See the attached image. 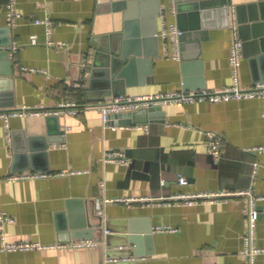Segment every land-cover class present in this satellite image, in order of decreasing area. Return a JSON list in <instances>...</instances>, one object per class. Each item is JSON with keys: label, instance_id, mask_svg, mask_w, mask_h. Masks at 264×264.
<instances>
[{"label": "crops", "instance_id": "0c3cea01", "mask_svg": "<svg viewBox=\"0 0 264 264\" xmlns=\"http://www.w3.org/2000/svg\"><path fill=\"white\" fill-rule=\"evenodd\" d=\"M136 1L144 3L135 16L141 33L159 32V12L152 15L158 6L166 8L167 22L177 25V14L169 12L166 0ZM251 1L229 0L230 25L196 33L204 38L189 41L186 60L165 58L163 41L157 37L158 55L151 56L149 64L137 62L127 70L130 84L123 96L229 86L230 46L234 34L239 37L231 11ZM11 2L20 17L9 26ZM116 2L0 0V42L10 39L7 45L0 43V52L13 42L18 45L15 55L6 51L7 56H0V109L43 110L7 122L0 118V212L13 219L0 223V264H106V253L133 258L108 264H264V152L255 150L264 146L262 101L171 102L161 106L162 123L120 124L112 118L104 124L94 106L114 95L103 97V73L92 65L97 48L92 38L112 30L113 22L122 27L123 11ZM35 19L51 22L49 36L56 45L47 44L46 27ZM33 35L36 44L31 43ZM146 47L155 51L153 43ZM239 82L242 87L264 82V59L242 50ZM62 101L84 107L75 115L60 113ZM10 102L13 106L7 105ZM207 131L222 138L218 161L208 151ZM110 150L122 152L131 163L104 162L103 153ZM20 173L45 176L11 178ZM226 190H250L260 196L254 203L259 217L252 233V257L245 252L246 196L192 203L171 199ZM103 198L118 201L106 203L101 216L97 206ZM163 226L172 231L156 230ZM83 237L104 242L68 245ZM2 240L46 247L6 251Z\"/></svg>", "mask_w": 264, "mask_h": 264}, {"label": "built area", "instance_id": "2783aa9c", "mask_svg": "<svg viewBox=\"0 0 264 264\" xmlns=\"http://www.w3.org/2000/svg\"><path fill=\"white\" fill-rule=\"evenodd\" d=\"M168 4V10L171 14L176 15V2L175 0H166ZM166 8L161 7L159 10V18H160V30L156 33V37H160L163 41V56L167 59L179 62L180 58V40L179 36L181 31L178 29L175 23L167 22L166 20ZM20 17V14L15 12L13 8L12 2L8 5V15L7 22L9 26L14 25V22L17 18ZM35 24H44L46 27V34L48 37L47 44L56 45L50 39V34L52 31V24L48 20L35 19ZM233 43L230 46L229 51V64L232 75V83L229 86H226L219 90H210V89H201L187 92H172L168 94H157V95H139V96H112L106 101L102 103L95 104V108L100 111L101 118L104 124H106L110 120V116L114 114H119L123 112H131L137 110L142 107H149L155 105H165L171 102L175 103H189L195 101H206L210 103L217 102H227L231 100H242V99H252L259 98L264 106V82L255 83L249 87H242L239 82V64L240 59L242 57V42L237 36L234 34ZM31 43L36 44L37 39L33 35L31 36ZM0 50L2 48L0 47ZM6 51L10 53V55H15L18 50V45L13 42L9 46L5 48ZM25 69V68H23ZM33 70V69H32ZM30 70V71H32ZM84 106L80 107L74 102L70 101H62L58 104V112L60 113H68V114H78ZM41 108H19V109H0V118L7 122L9 117L13 116H21L26 114H38L42 112ZM49 114L48 112H45ZM264 115V113H263ZM137 127V126H136ZM139 128V127H138ZM205 136L207 139V148L209 153L213 156L214 160L218 161L220 159V155L222 152V138L212 131L205 132ZM256 151L264 152V146H259L255 148ZM104 162H114L129 165L131 162L128 160L124 154L118 150H110L105 151L103 153ZM45 174L42 173H20L11 176L12 179H23V178H36V177H44ZM179 182L181 184H185L186 180L183 177H179ZM233 196H246L248 198L249 206L247 210L248 215V223H249V234L245 237V245L247 252L250 257L253 256L256 249L254 248L253 239V229L256 225V222L259 217V212L255 208V200L260 199V196L253 193L250 190H226L219 192H198L193 194H178L172 196L171 199L183 200L187 203L197 202V201H214L218 198L228 199ZM111 201H118L117 199H108L103 198L101 205L97 206V213L101 216L104 213V206L106 203ZM127 201V200H126ZM13 219L7 216L5 213L0 212V223H8L12 222ZM157 231H172L170 227L163 226L157 227ZM105 234L108 233V230L104 231ZM101 239L98 238H77L71 240L68 245L74 247H90L97 246L100 244ZM101 242H104L103 240ZM46 246L31 241H23V242H15L9 243L5 240H2V249L6 251H25V250H38L42 249ZM133 258L124 257H113L108 253L104 256V263H117V262H126L131 261Z\"/></svg>", "mask_w": 264, "mask_h": 264}, {"label": "water", "instance_id": "95a60500", "mask_svg": "<svg viewBox=\"0 0 264 264\" xmlns=\"http://www.w3.org/2000/svg\"><path fill=\"white\" fill-rule=\"evenodd\" d=\"M115 7L123 11V24L121 28H116L115 22L112 23V30L105 33H95L92 43L97 46L93 52V68L97 72L103 73V85L106 94L114 96L124 95L125 87L129 86L126 80V72L137 62L148 63L153 55H158V41L154 35L155 30L150 35L138 30L135 20L136 9L142 6L143 2L136 0H115ZM177 27L181 31L180 58L186 60L183 55L189 41H198L204 38L197 35L207 32L212 27H225L230 25L229 0H175ZM159 12V6L152 12L155 15ZM235 17L237 32L242 42V50L245 55L264 59V0H252L245 4H237L231 11ZM215 16L217 22H215ZM9 31V28H7ZM5 29V30H6ZM207 34V33H205ZM7 36L6 42L9 44ZM154 45V52L147 50V45ZM197 45V44H196ZM196 52L195 58H197ZM7 56V52H0V56ZM101 69V70H100ZM92 70V73H94ZM101 97V99H103ZM1 105V104H0ZM9 106H13L7 104ZM119 119L120 124H144L148 122H165L164 111L161 105L142 107L131 112H123L110 116V119Z\"/></svg>", "mask_w": 264, "mask_h": 264}]
</instances>
